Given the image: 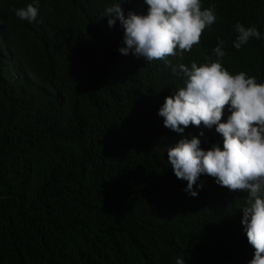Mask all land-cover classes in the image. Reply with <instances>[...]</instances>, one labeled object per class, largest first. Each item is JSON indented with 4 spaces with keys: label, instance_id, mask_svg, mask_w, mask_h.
Instances as JSON below:
<instances>
[{
    "label": "trees",
    "instance_id": "1",
    "mask_svg": "<svg viewBox=\"0 0 264 264\" xmlns=\"http://www.w3.org/2000/svg\"><path fill=\"white\" fill-rule=\"evenodd\" d=\"M29 3L0 0V264H248V192L202 174L192 197L167 161L185 134L203 130V148L222 136L165 127L158 109L183 78L121 54L123 29L107 24V7L143 13L144 0H39L33 23L14 12ZM212 6L200 42L168 59L215 60L219 38L230 73L264 82V0H202ZM237 22L261 38L237 50Z\"/></svg>",
    "mask_w": 264,
    "mask_h": 264
},
{
    "label": "clouds",
    "instance_id": "2",
    "mask_svg": "<svg viewBox=\"0 0 264 264\" xmlns=\"http://www.w3.org/2000/svg\"><path fill=\"white\" fill-rule=\"evenodd\" d=\"M125 0H123V3ZM147 11L125 14L122 3L107 7L109 27L117 21L123 29V55L131 53L146 62L163 60L173 75L184 80V87L165 97L158 109L165 127L185 133L190 125L207 128L215 126L222 138L210 147H201L203 130L198 135H183L167 148V161L178 179L186 180L185 191L198 195L194 188L204 174L229 190H246L248 199L242 211L243 229L254 249L248 264H264V82L240 71L230 73L222 64L226 55L225 41L218 39L212 52L216 59L190 67L173 65L170 56H182L200 42L202 32L217 17L214 6L202 9V0H144ZM39 0L26 7L14 9L15 15L29 23L37 21ZM2 23V21H0ZM238 33L233 46L239 50L250 38H261L255 26L245 27L237 22ZM230 113L222 120L225 109ZM202 187V185H198ZM175 264H186L177 258Z\"/></svg>",
    "mask_w": 264,
    "mask_h": 264
}]
</instances>
